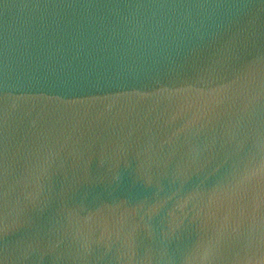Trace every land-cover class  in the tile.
<instances>
[{
  "label": "water",
  "instance_id": "1",
  "mask_svg": "<svg viewBox=\"0 0 264 264\" xmlns=\"http://www.w3.org/2000/svg\"><path fill=\"white\" fill-rule=\"evenodd\" d=\"M0 264H264V0H0Z\"/></svg>",
  "mask_w": 264,
  "mask_h": 264
}]
</instances>
